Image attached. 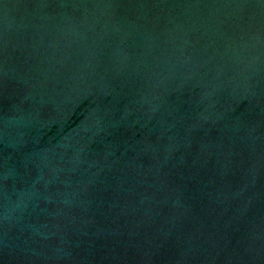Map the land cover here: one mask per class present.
<instances>
[{
    "label": "water",
    "instance_id": "1",
    "mask_svg": "<svg viewBox=\"0 0 264 264\" xmlns=\"http://www.w3.org/2000/svg\"><path fill=\"white\" fill-rule=\"evenodd\" d=\"M0 264H264V0H0Z\"/></svg>",
    "mask_w": 264,
    "mask_h": 264
}]
</instances>
